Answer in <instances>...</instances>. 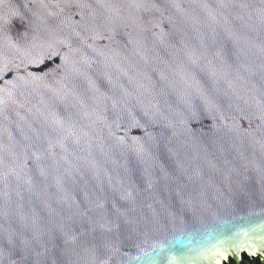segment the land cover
Returning <instances> with one entry per match:
<instances>
[{
  "label": "water",
  "instance_id": "water-1",
  "mask_svg": "<svg viewBox=\"0 0 264 264\" xmlns=\"http://www.w3.org/2000/svg\"><path fill=\"white\" fill-rule=\"evenodd\" d=\"M0 264H264V0H0Z\"/></svg>",
  "mask_w": 264,
  "mask_h": 264
}]
</instances>
